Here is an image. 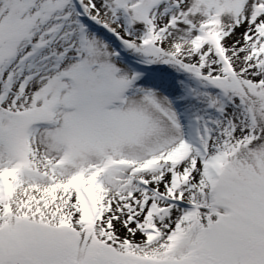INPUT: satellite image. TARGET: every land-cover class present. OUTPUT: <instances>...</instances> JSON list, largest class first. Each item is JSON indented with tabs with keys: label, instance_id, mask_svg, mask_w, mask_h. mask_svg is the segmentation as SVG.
<instances>
[{
	"label": "snow or ice",
	"instance_id": "snow-or-ice-1",
	"mask_svg": "<svg viewBox=\"0 0 264 264\" xmlns=\"http://www.w3.org/2000/svg\"><path fill=\"white\" fill-rule=\"evenodd\" d=\"M0 264H264V0H0Z\"/></svg>",
	"mask_w": 264,
	"mask_h": 264
}]
</instances>
